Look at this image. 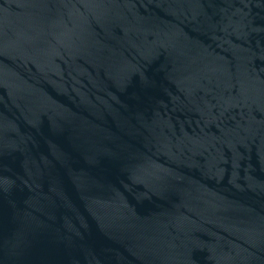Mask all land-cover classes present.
I'll list each match as a JSON object with an SVG mask.
<instances>
[{
	"label": "water",
	"instance_id": "obj_1",
	"mask_svg": "<svg viewBox=\"0 0 264 264\" xmlns=\"http://www.w3.org/2000/svg\"><path fill=\"white\" fill-rule=\"evenodd\" d=\"M0 264H264V0H0Z\"/></svg>",
	"mask_w": 264,
	"mask_h": 264
}]
</instances>
